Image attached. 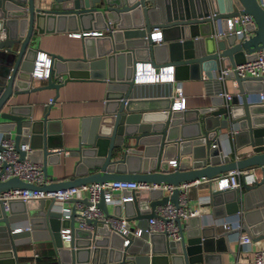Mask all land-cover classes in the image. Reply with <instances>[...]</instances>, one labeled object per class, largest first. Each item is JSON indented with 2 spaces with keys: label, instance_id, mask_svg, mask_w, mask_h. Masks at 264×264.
<instances>
[{
  "label": "water",
  "instance_id": "95a60500",
  "mask_svg": "<svg viewBox=\"0 0 264 264\" xmlns=\"http://www.w3.org/2000/svg\"><path fill=\"white\" fill-rule=\"evenodd\" d=\"M240 13H248L254 21L244 38L226 31V18ZM92 26L107 29L103 36L108 40L106 46L95 41L88 48L83 42L82 53L73 57L48 52L51 63L47 81L31 85L30 70L37 51L34 30L41 33ZM154 27L161 30L159 42L152 41ZM1 31L0 131L13 132L20 158L26 155L42 162L45 175L49 176L47 163H58L63 149L54 138L59 129L52 127L53 120L48 117L58 87L68 80L93 78L106 82V93L93 129L80 138L75 148L66 149L76 156L71 175L40 185L12 175L0 181V190L12 186L55 190L129 178L173 184L203 178L210 183L220 172L256 166L260 174L257 180L235 188L209 186L203 204H210L217 215L242 208L240 227L250 241L264 242V109L253 107L254 102L248 99L252 90L243 87L247 81H260V77L237 76L231 71L228 76H233L238 91L228 100L220 94V99L197 108L193 118L181 116L177 108H172L171 96H165L168 103L162 106L147 105L144 101L150 97H144L140 83L134 81L136 61L143 58L155 66L172 64L175 79L182 77L178 70L181 66L191 77L203 72L211 76L212 69L219 68L221 62L231 65L251 59L264 40V7L260 0H0ZM42 87H52L56 93L39 118L32 116L29 105L10 99ZM227 139H234V148L249 146V154L230 158L222 151ZM23 141L30 151L20 148ZM169 157L176 159L175 165L169 164ZM241 187L244 193L239 192ZM132 193V199L114 203L112 212H108L102 195L97 202L106 215L126 217L130 230L126 244L123 234L110 230L99 218H86L93 229L76 227L74 209L70 218H63L60 201L53 197L10 200L8 211L19 201L23 203L22 216H30L25 229H15L13 223L20 218L5 211L0 203V264H36L19 260L16 245L36 239L39 227L53 242L55 264H221L210 261L214 233L205 232L206 226L185 234L179 222V239H169L163 232L132 234L131 220L136 219L143 228L142 222L156 214V205L167 200L177 204V187L169 193L157 187L132 189ZM79 194L68 201L87 204V196ZM227 203L232 207L227 208ZM251 210L256 213L249 220ZM64 224L70 227L69 239L60 236L59 228ZM236 230L224 229L216 236L227 242ZM155 237L162 238L160 246L155 245ZM257 245L258 249L264 248V244Z\"/></svg>",
  "mask_w": 264,
  "mask_h": 264
},
{
  "label": "crops",
  "instance_id": "0c3cea01",
  "mask_svg": "<svg viewBox=\"0 0 264 264\" xmlns=\"http://www.w3.org/2000/svg\"><path fill=\"white\" fill-rule=\"evenodd\" d=\"M91 30H101L102 32L97 36L95 33H92ZM83 31H89V34L82 36ZM72 32H79V34L74 35ZM0 33L3 35L4 32L1 31ZM106 34V28L92 26L90 29L79 27L78 29L72 30H55L52 32L41 33L34 30L32 37L36 39L34 45L37 49H43L47 52H59L63 56L73 57L82 53L83 42L88 48H91L95 41L103 42L106 46L108 40L103 37ZM222 64L223 63L221 62L220 66ZM216 69L217 68L212 69L211 76H207L206 73L203 72L200 76L191 77L186 68L181 66L178 70L182 77L179 79L174 78L173 81L164 79L157 82H138L140 83L139 89H141L143 96L150 97L149 100L144 101V103L149 106H162V104H167L168 99H166L165 96H171V94L175 92L174 87L180 84L185 96V106L177 111L181 112V116L193 118L197 114V108L209 105L220 99L221 91L226 90L231 94L238 91L233 76H227L222 81L214 75ZM46 81L47 78L32 77L31 85H39ZM243 87L247 90H252L248 93V99L254 102L253 107L257 108L258 111H263L264 106L257 100L256 96L258 92L264 91V82L261 80L247 81ZM105 89L106 82L104 80L93 78L68 80L58 87V94L48 108V117L53 120L51 124L52 127L57 128V130L59 129V133L54 138L57 142L60 141L63 149L60 151L58 163H47L46 168L49 173L48 179L57 180L59 178H65L73 173L76 156L69 155L66 149L75 148L78 145L80 138L87 137L95 126L96 116L103 110V101L106 93ZM55 93L56 91L52 87H42L36 90L12 95L10 99L20 104L29 105L28 109L32 111V116L34 118H39L45 110L46 102L50 97H54ZM155 110L160 111L158 109ZM241 139L242 138L240 137L239 141H241ZM233 143L234 139H230L229 141L227 139L222 144V151L227 153L230 158L234 155L243 156L249 154V146L243 145L234 148ZM257 174L259 177V170H257ZM209 186L211 189L217 188L214 178L210 183H207V179L200 178L197 183H192L188 186L187 204L190 208H196L199 210V213L181 221L184 233H190L196 227H201V225L206 226L205 232L209 234L214 233L211 240V245H213L214 249L209 251L210 261L213 263L218 260L221 264H235L236 262L244 264L250 259L252 251L258 249L257 244L263 245L264 242L261 240L256 243L250 241V243L246 245L249 250L247 252H242L240 244L235 240L236 233L230 235L227 242H225L222 237L216 236V233L218 235L220 231L226 229L221 226L219 222L220 219L227 218L234 225L236 222L241 224L243 209L239 208L240 210L227 212L223 215L214 214L211 210L210 204H203L208 198L207 191ZM129 190L132 191V189ZM129 190H114L113 195L120 196L121 194L128 193ZM239 192L244 193V189L241 187ZM79 195L84 196L86 195V192L81 191ZM64 204L68 203L65 202ZM22 206L23 203L16 201L13 204V209L7 211L20 218L15 221L13 225L20 226L21 229H24L25 225L30 223V216H22ZM231 207L232 205L227 203V208ZM114 208V203L107 204L108 212H112ZM254 213L256 212L252 211L251 214L248 215L249 220L255 215ZM130 222L133 224V228L140 225L136 219H133ZM146 222L147 220H144L142 225H145ZM1 223L2 222L0 221V224ZM34 223L37 225L41 224L39 220H34ZM240 224L234 228H238L240 231L244 232V229L240 227ZM74 225L77 227V222H75ZM39 228V230H36L38 236L36 239H33L26 244L16 245L18 259L21 261L29 260L36 262V264H51L50 262H54L53 264H55L56 258L53 242L46 236V232H44L41 227ZM93 228L94 226L92 225L88 227V229ZM167 237L171 239L169 236ZM161 240L162 238L155 237V245L160 246ZM35 253H37V255H35Z\"/></svg>",
  "mask_w": 264,
  "mask_h": 264
},
{
  "label": "built area",
  "instance_id": "2783aa9c",
  "mask_svg": "<svg viewBox=\"0 0 264 264\" xmlns=\"http://www.w3.org/2000/svg\"><path fill=\"white\" fill-rule=\"evenodd\" d=\"M260 4L264 7V0H260ZM254 27L253 18L248 13L233 14L226 18V31H233L237 38L246 37L251 28ZM154 27L151 31L152 41L159 42L162 39L161 30ZM92 33L100 34L101 30H91ZM219 32V30H218ZM74 35H78L79 32H72ZM83 33H88L83 31ZM217 34V31L214 32ZM0 33V37H1ZM254 56L251 59L243 62H236L234 64L221 65L216 69L215 76L224 80L228 74L233 71L237 76H258L260 80L264 82V40L262 45L253 51ZM51 63V56L43 49H37L35 59L33 61L30 74L34 78H47L49 76V65ZM134 81H161V80H174V71L172 64H161L155 66L149 59L137 60L134 70ZM175 92L171 94L172 108L180 109L184 107L185 96L183 90L179 85H176ZM221 94L225 100H228L231 93L223 90ZM257 100L264 104V91L258 92L256 96ZM52 101V97L48 99L46 103ZM0 181L5 180L9 176H17L21 180H26L34 184L40 185L41 183L49 182L48 176L44 174L42 168V162L31 160L28 156L24 155L20 158L19 151L14 145L12 134L4 133L0 131ZM21 149H25L26 152L30 151L29 144L26 141L19 143ZM215 145V143L213 144ZM171 166L176 164L175 158L169 159ZM258 167L250 166L244 168H234L220 172L214 177L216 186L218 188H235L241 183L250 185L258 179L257 174ZM200 179V178H199ZM199 179L183 180L178 184L169 182H154L147 181L142 182L133 178L129 179H112L104 181H94L79 183L77 185H71L66 187H59L55 190H45L40 188H32L28 186L19 187L12 186L7 189L0 190V203L5 211L8 210L9 202L12 199L27 200L28 198H42L53 197L55 200L60 201L58 205L59 210L62 211L63 218L71 217V210L74 209L76 215L77 227L88 228L90 224L86 222V218H99L110 230H116L123 234V244L128 242L126 235L130 232L127 226V219L124 215H106L102 209L97 205L101 195L106 204L122 202L124 200H130L134 194L129 189L157 187L161 188L164 193H169L173 187L178 188L177 204L170 200L165 201L163 204L155 206V215L148 217L147 222L143 228L135 227L131 229L132 234L140 235L142 232L147 234L150 232H163L171 239H179L181 236V230L179 228V222L188 218L190 215L199 213L196 208H190L187 204L188 186L192 183H197ZM128 189L129 192L121 194L120 196L113 195L114 190ZM85 191L88 199V203L85 204L81 200L74 202L68 201L71 197H74L77 192ZM67 202L68 204H64ZM177 218L179 221H177ZM220 224L222 227L234 228L239 226V222L232 224L227 218H221ZM29 224H26L25 228H28ZM15 229H21L20 226H16ZM60 236L62 239H69L71 236L70 227L68 224L62 225L59 228ZM235 240L240 244L242 252H247L249 248L246 247L250 243L248 236L240 231L236 230ZM37 255V253H35ZM236 262L235 264H240ZM244 264H264V248L255 249L251 253L250 259Z\"/></svg>",
  "mask_w": 264,
  "mask_h": 264
},
{
  "label": "trees",
  "instance_id": "16d2710c",
  "mask_svg": "<svg viewBox=\"0 0 264 264\" xmlns=\"http://www.w3.org/2000/svg\"><path fill=\"white\" fill-rule=\"evenodd\" d=\"M51 264H53L54 262H50Z\"/></svg>",
  "mask_w": 264,
  "mask_h": 264
}]
</instances>
